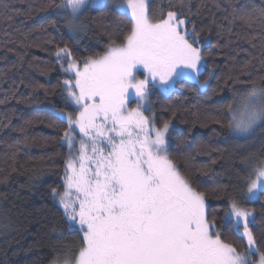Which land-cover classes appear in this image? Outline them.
I'll return each instance as SVG.
<instances>
[{
  "label": "trees",
  "instance_id": "16d2710c",
  "mask_svg": "<svg viewBox=\"0 0 264 264\" xmlns=\"http://www.w3.org/2000/svg\"><path fill=\"white\" fill-rule=\"evenodd\" d=\"M5 2L7 8L0 5V264L62 263L75 259L83 241L78 228L69 229L52 193L53 188L64 190L70 156L61 140L67 124L56 113H76L63 87L72 75L55 53L67 46L68 59L77 62L102 55L111 42L123 41L130 19L114 7L87 5L77 16L84 30L76 38L61 18L65 12L55 7L61 0ZM178 3L150 0L152 17L160 19L161 11L182 12L188 29L195 25L204 56L200 81L207 78L208 84L201 88L181 81L169 92L151 88L152 108L146 113L154 116L157 127L171 121L169 154L192 186L206 193L209 218L220 224L230 200L241 201L253 210L250 227L264 252V188L248 202L242 195L245 178L264 160V121L243 136L226 127V106L234 93L264 88V17L248 16L264 0ZM246 63L248 69L241 72ZM219 230L225 243L246 251L238 234Z\"/></svg>",
  "mask_w": 264,
  "mask_h": 264
},
{
  "label": "snow or ice",
  "instance_id": "6c2138e0",
  "mask_svg": "<svg viewBox=\"0 0 264 264\" xmlns=\"http://www.w3.org/2000/svg\"><path fill=\"white\" fill-rule=\"evenodd\" d=\"M87 2L55 5L71 15L67 27L73 34L84 30L75 21ZM112 3L130 19L121 43L111 42L102 55L84 59L82 67L68 59L67 46L55 53L62 66L67 62L64 71L74 76L63 87L79 109L75 116L56 113L67 124L61 140L75 155L65 166L64 191L53 188L52 193L69 229L78 226L83 241L75 259L65 258L63 264H254L253 253L264 264L250 227L253 210L233 198L220 224L210 219L206 193L192 186L169 154L171 121L157 127L154 116L145 115L152 108L151 88L171 91L181 81L201 88L208 84L207 78L200 81L204 56L195 25L189 30V21L176 11H161L154 20L150 0ZM0 5L8 7L5 0ZM176 6L183 7V0ZM252 13L264 17V6H253L248 16ZM247 69L246 63L241 72ZM141 70L143 79L137 78ZM132 99L137 107L130 109ZM226 108L231 132H252L264 121V88L235 92ZM245 181L242 195L248 202L264 188V160ZM223 228L246 242L244 253L225 243Z\"/></svg>",
  "mask_w": 264,
  "mask_h": 264
},
{
  "label": "rangeland",
  "instance_id": "374dc122",
  "mask_svg": "<svg viewBox=\"0 0 264 264\" xmlns=\"http://www.w3.org/2000/svg\"><path fill=\"white\" fill-rule=\"evenodd\" d=\"M87 5H93V6H97V5H106V6H110V7H114V5H113V3H112V0H95V3H93V0H88V2L84 5V7L85 6H87ZM83 7V8H84ZM82 8V9H83ZM115 8V7H114ZM81 9V10H82ZM61 12H63L64 13V11H61ZM80 13V12H79ZM78 13V14H79ZM78 14H77V16H78ZM61 18L63 19V21L65 22V25H66V27H67V24H68V21L69 20H71L72 19V17H71V15L69 14V15H65V16H61ZM76 19H77V17H76ZM76 23H77V21H75ZM67 29L69 30V28L67 27ZM70 31V30H69ZM73 36H75L76 38H79V33L78 34H73V33H71ZM78 63L80 64V66L82 67V64H83V61L82 62H80V61H78ZM202 71H203V66H202ZM137 78H139V79H143V71L141 70L140 72H137ZM68 80H73V82H74V76H72V78L71 79H68ZM64 91L66 92V94H67V90L64 88ZM164 91V90H163ZM167 92H169V91H167ZM68 98V97H67ZM69 101L71 102V104H73V106H74V108H75V110H76V113L78 112V107H76L75 105H74V102H72L70 99H69ZM128 107L130 108V109H132V108H136L137 107V102H136V100L135 99H132L131 101H130V103L128 104ZM66 113V112H65ZM76 113H73V115L75 116V114ZM145 115H147V113L145 112ZM77 131V140H79V132H78V129L76 130ZM232 134H234V135H239V136H243V135H245V134H239V133H236V132H232ZM248 134V133H247ZM168 136L170 137V131H169V133H168ZM77 147H78V145H77ZM73 155H75V152L73 151V152H70V156H69V159L71 158V156H73ZM260 190V189H259ZM259 190H257V192H256V194H255V196L257 197V195H258V192H259ZM64 191V190H63ZM57 201H58V197H57ZM74 228H78V226H74ZM251 258V260L254 262V264H259V257L257 258V259H254V257L253 256H251L250 257ZM51 264H63V262L62 263H51Z\"/></svg>",
  "mask_w": 264,
  "mask_h": 264
}]
</instances>
